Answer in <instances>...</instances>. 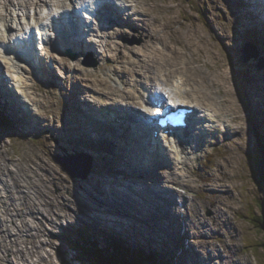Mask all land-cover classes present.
Returning <instances> with one entry per match:
<instances>
[{
  "label": "rangeland",
  "instance_id": "1",
  "mask_svg": "<svg viewBox=\"0 0 264 264\" xmlns=\"http://www.w3.org/2000/svg\"><path fill=\"white\" fill-rule=\"evenodd\" d=\"M0 1L8 2V0ZM24 1L27 2V8L21 6ZM32 1L34 0H13L15 6H9L8 4L6 5L10 8V15L5 20V23H8L9 27L11 26L15 28L14 31L16 33H19L22 26H24L22 25L21 21H26L28 16H32L35 13V15L39 18H47V20H50L53 15L61 13L69 4L67 0L65 1V6L58 5L57 0H36L40 1V5L34 7L29 4V2ZM140 1L144 2V0ZM148 1L154 16H158L154 19V21L158 22L162 29L167 28L173 20L175 21V29L171 30V37L179 46L178 49L180 50V61L181 59L183 60L184 55L186 56L188 54L185 61H189L191 67L193 66L195 68L196 65L198 73L201 74L200 71L202 70L203 73L207 74L203 76H208L210 74L209 71L211 70H207L205 66L201 69L199 65L200 59L193 58L192 60V56L189 54L202 52L205 55H210L212 54V48L217 56V59H219L220 56L218 55V52H222L217 44L210 45V42H214V38L211 36L209 28L203 23L201 18L202 16H197L195 10L191 7L195 6L197 9L200 8V5L202 4L204 6L202 9L204 15H207L217 24L218 32L223 38L222 34L230 33L232 23L237 17V12H232L230 6L227 3L228 0H162L163 3H165L163 4L165 7H163V5L161 6V4L156 0ZM44 5H46L45 8ZM205 7H207V9H205ZM40 8L42 9V15L39 11ZM163 10L170 11V14H162ZM130 16L133 17L136 16V14L132 12ZM133 20L144 22L142 15H137V17H134ZM125 26L126 25L124 24H104L102 27H96L94 24L91 25L93 28L88 34L87 41L93 45L95 57L89 54H79L78 58L71 60L62 50L59 54H55L58 58L54 60L53 57H50V55L46 53L49 49L46 48L45 53L40 54V56L47 65L53 68L54 76H48L43 73L40 80L38 76L36 77L33 74L29 67H24L22 69L23 73H25V82L28 84H37V88H34V92H32V95L29 94V96L33 98V105L39 106V110L36 112L29 110L25 115H21V120H34L38 114L47 117V114L50 113L51 109L52 113L56 115V118L55 120L51 118L49 121H47L46 118H43V121L47 123V126H43L41 124L42 131L39 130L40 128L31 129V127L35 126L36 123L32 124V122H28V124L23 125L19 123L17 124V121H15L14 127L16 131H8L5 134L12 148L10 155L16 159L17 166L21 169V171L18 170L17 166L10 165L9 169L12 174L2 175L3 180L0 178L4 187L10 186L8 183L12 182V178L20 181L21 184H25L24 178L28 177H31L37 185L33 187L30 186L28 181L32 179H25L27 187L32 188L29 189L30 191L28 198L18 196L17 193H14L13 198L6 199L7 202L4 204L0 203V224L4 223V227L0 228V264H61V260L58 258L60 257L59 254H64L66 256H71V254H74V250L68 244H65L64 246L62 245L65 243L66 239L70 237L68 234L64 233V229L67 231L70 230L69 232L72 234L74 229L83 226L85 223H93L96 226L102 228L114 229L115 231L121 233L122 237L131 245L141 243L139 248L147 249L148 247H153L154 249L158 250L160 254H164L168 251L169 258H172L173 253L171 254L170 249L173 247L177 248V245L182 244V240L179 239V232H184L181 222H185L184 224H189L195 217L196 226L199 228V230L195 226V223H192V229H189L191 234L189 235L190 241L186 243L184 240V243L182 244L183 252L179 253L180 255L183 254L184 258L188 260L189 264H238L236 263L238 259H240L242 262L244 259H248V262H251V264H264V235L260 234L257 228L252 226L251 223L249 224V221L252 219L248 218L246 220V218L242 216L245 213V210H249L250 205L255 206L254 210L260 211L256 202L257 197L259 198L260 194L258 193L256 185L251 177L250 167L248 165L245 153L244 167L248 172L249 180L246 182L243 179L242 181L245 184L243 187H240V189L237 186L240 185L241 182H239L237 179L232 180L236 182V186L232 187L233 190H231V188L227 190L226 186H222L227 183L230 185V181L228 180H230L232 176L236 177L238 174L241 175L240 150L236 155V165L238 166L237 170L231 175H221L223 180L219 183L214 181L207 183L202 178H196L198 182H196L192 187H176V185H174L175 190L173 189V192L175 194H171L163 190L169 189L167 186L169 184L165 182V180H156L154 186L159 189L160 194H163V196H166L167 198L165 200H159V202L162 201V205L160 207H157L154 204L153 208L157 210V213L148 214L147 219L142 216L135 217L133 213L131 214V217L113 216L106 211L98 210L101 208L99 206H95V209L98 211L88 210L85 212V214L90 215L94 212H101L107 216V219L112 220L108 221L106 224H98L97 222H102V219L92 216L78 219L77 224H73V226L71 224L67 225V223L70 222V219L73 221L76 220V217L74 216L76 206H74V204L69 201H73L74 195H76V193H74V186L70 177L60 167L62 163L59 161L55 162L53 158L56 156L63 158L62 155L65 154L63 150L59 151V145L63 144V142L58 128H61V118L63 114L65 120L64 123L67 124L69 132L66 144L74 143V138L76 139L74 134L77 135L72 123V113L68 91L71 88L76 87V84L82 88L80 94L78 93L72 97V100L76 99L77 101H80L82 99L78 104L72 105L74 114L77 120L81 119V121H89V123L83 122L85 127L84 129H86L85 135H87V137H94V139L98 140V137H96L95 134L99 136L100 129L99 131H95L93 124V111L96 108L92 107L91 104L84 103L83 99L89 103L97 105L94 102L95 97L99 96L100 94L105 96L102 93H105L109 96V90L106 89L102 84H115V82H118L119 85L124 86L127 91L131 90L133 94L141 95V93L144 91L142 85L133 84V82L130 80L132 79L130 77V73H128L127 70L134 67L136 70L135 75L142 76L143 72L141 69H145L144 73L146 76L153 78L155 77L154 74L157 72L159 63H161L160 56L165 55L163 53H158L160 54V56L158 55L159 59L156 55H148L149 50L148 48L146 49L144 47L145 43L144 39L141 37V34L135 31H130V29L126 28ZM125 28L129 31L124 30ZM0 34H2L1 30ZM230 36L233 37L234 33L231 32ZM208 40H210V42ZM167 42H169L168 39L165 41L152 39L149 41V45H153L157 50L165 51L168 48L165 47L160 49L158 48V43L164 45ZM56 44L57 41L54 42V45ZM168 44L171 45L170 43ZM208 45H210L211 48ZM172 48L174 49V47ZM191 48L194 50V52ZM151 52L155 51H150V53ZM213 60L215 59L213 58ZM171 63L172 60L169 62V66ZM192 63H195V65ZM162 64H164L163 61ZM173 66L175 67V64ZM190 66L188 68V66L180 62L178 65L176 64V68L179 71L181 69L187 75H191L192 70L190 69ZM215 72L218 73L219 78L221 79V88L223 90L225 87V82L228 85V74L226 69L220 64L219 67L214 69L212 74ZM222 78H225L226 80H223ZM167 87L170 88L169 85ZM215 91L219 95H222L219 89H215ZM253 92L255 94L260 93L257 91V89H253ZM207 93H209L208 90ZM109 102L110 101L106 98V101L103 102L102 106L108 109L112 106ZM119 104L121 106H125L123 102H120ZM33 105H30L32 110L34 109ZM98 113L102 116V118L104 117L103 111H99ZM36 121L38 122L39 120L36 119ZM103 128L105 131L106 128L104 126ZM262 128L264 130L263 123ZM54 139H56V142ZM106 139L110 138L107 136ZM80 141L83 143L87 142L81 137L79 142ZM100 142H94V144L87 142L88 144L83 145L95 152V146H97ZM107 143L114 148L111 142ZM239 146L242 147L241 143H239ZM144 159L145 157H142V160ZM217 165L218 169L213 173L220 175V173L223 171V168L220 167L222 164L217 162ZM9 169L5 162H1L0 174H5L7 170L9 172ZM154 174L156 173H154L152 170L151 174H140L136 176L135 184L133 186L136 187L139 184L147 185L151 188L152 194L157 196L153 191L154 187L150 185L154 182L151 177ZM124 182L125 180H122V184ZM102 183L104 182H96L95 187H92L88 183L86 184L87 188L90 189L92 194L98 197V199L104 198L103 192L101 190ZM44 184L47 186V197L53 198V205L62 207L61 212L63 213V216H65V218H62L56 222L55 216L51 215L58 224L56 227H60L59 225H62L58 231L63 232H60L61 235L58 239H53L48 236L50 237V240H53L52 242L48 241L43 232H41L43 235L39 237L43 242H38V236L33 235L32 233V238L27 237V231L22 230V234H20L21 228H24V223L34 224L37 220L36 216H33L28 212L26 204L33 197L34 190L36 194L42 198L41 191L44 189ZM64 185H67L65 194L62 193V186ZM211 189H215L220 192L218 194L212 193V196H214L216 200L215 203H212L207 198L209 192H214V190ZM23 190L25 193L28 191L27 189ZM226 190L227 192H223ZM202 192H205V194ZM81 195L86 202L92 200V196H90V198L87 197L85 190H83ZM38 201L40 206H43V204L45 206L48 205L47 201ZM154 201L156 203L158 200ZM117 202V206L119 204L123 206L122 203L119 201ZM182 203H184L185 208L181 206ZM68 204L71 206H68ZM12 205L15 206L17 212L12 210ZM261 205H264V201H261ZM8 210L11 215L6 214ZM208 210H210L211 213L208 212ZM58 211L59 210L56 209V212ZM168 211L169 213H167ZM239 211H241L242 215L237 214ZM252 211L253 210L251 208V212ZM171 214L176 216H171ZM160 215H166V217L164 219H161L160 217L159 219ZM177 216H179L180 219ZM201 217L207 218L210 222H212L213 225H211L210 230H207L205 233H199L202 231L200 222L203 223V220ZM199 218H201V220H199ZM93 219L99 220L94 221ZM37 221L39 222L40 219ZM42 221V229H44V232L53 233L49 229V222L46 219H42ZM128 228L131 231L130 234L126 231ZM197 230L199 232H197ZM187 236L188 235L184 233V237ZM150 237L151 239H148ZM155 237L156 240L161 243L163 247L162 249L157 245V241L154 239ZM26 240H28V242H25ZM32 240L37 241L35 246L38 245L37 247L39 250H36L37 247H33L34 243L32 244L30 242ZM2 241L7 243V250L1 246ZM11 246L13 249H15L16 246L21 250L23 249L25 253L24 256L12 253L10 251ZM188 247H191L194 250H188ZM39 251L40 254H38ZM220 255L229 256L218 259L217 257ZM41 257L44 259L41 260ZM194 257H197L198 261L192 259Z\"/></svg>",
  "mask_w": 264,
  "mask_h": 264
},
{
  "label": "bare ground",
  "instance_id": "2",
  "mask_svg": "<svg viewBox=\"0 0 264 264\" xmlns=\"http://www.w3.org/2000/svg\"><path fill=\"white\" fill-rule=\"evenodd\" d=\"M103 1L105 2L106 0H103ZM129 1L130 0H122V2L125 4V6H129V4H130ZM255 1H256L255 2V5L257 6L258 5V2H257V0H255ZM147 2L149 3L148 0H147ZM39 4H40V1H36V0L30 2V5H33V6H38ZM132 7H133V9H135L138 6H137V4H135ZM163 7H165V6L163 5ZM126 8L127 7H125V8L119 7L116 4H110L108 6L109 11L111 12V14L113 15V17L115 19H120V21L122 23L130 24L131 21H129V19H131V17L130 16L123 15L124 10ZM145 9H146L145 7L142 8V10H145ZM137 11H139V10H135V12H137ZM144 13L151 18V20H149V23L148 24H150L151 21H154V19L156 17H158V16H154V14L152 12L151 13L144 12ZM124 19H126V20H124ZM139 22H140V24H142V27L138 26L137 25L138 23H135V22H133V26L136 29L139 30V32L142 34V36H144V37H151L152 30H151V28L149 26L146 25L145 19H144V22H142V21H139ZM65 30L66 29H63V31L73 40V42H72L71 39H69L70 42L72 43V45L78 46L81 49H83L84 51H88V52H92L94 50V49H92V47L90 46V44H88V43L86 44V43H84V41L83 42L78 41L77 39H75V37H73V35H71V33H67V31H65ZM30 42H31V40H30ZM153 51H156V50H153ZM192 51L194 52L193 49H192ZM158 55L160 56V54H158ZM30 59L31 60H34L36 62V64L42 69V71L46 75H48V76L53 75L54 76V70H53V68H51L43 60H41V56L38 53L34 52L33 49H32V57L30 55ZM160 59H161L160 70H162V68H164V67H166V70H169L170 69L169 68V62L172 60V58L169 55L165 54V55L160 56ZM162 61H163L164 64H162ZM180 63H185V61L181 59ZM192 64L195 65V63H192ZM190 69H192V72H191V77L189 79V84H190L189 88H186L185 87V82L184 81L183 82H180L178 84L177 91L174 92L173 95H175L176 97H178L181 101H184V96L182 94L189 93V94H192L193 95V98H192V101L191 102L194 103L196 105V107H198V110H196L197 111L196 118H198L197 125H196V129H199L200 130V133L195 137L196 146H201L202 145V141L204 140V138H208V137H211V136H215L217 138L219 133L229 134V135L233 134L234 135L233 137L230 136V138H229L230 141L234 145L232 147H230L228 149L227 154L226 155H223L222 156V159L218 161V162H220L222 164V165H220V167L223 168L222 173H220V175H216L215 173H213V181L219 183L220 181L223 180L222 177H221V175H223V174L231 175L238 168V166L236 165V162H237L236 161L237 160L236 159V155L239 152V150H240L241 147L239 146V143L240 142L237 141L235 139V137H237L238 135L241 136V132H242V129H243L242 116L240 114L241 113V110H239L240 107H239L236 99L233 96V91H232V88H231V85H230V82H229V76H228V85L225 82V87H226L227 90L225 89V87L222 90V88H221V83L222 82H221V79L219 78V75H218L217 72H215L214 74L211 73L208 76H203L200 73H198V69H197V66L196 65H195V68L192 66ZM262 71L263 72L262 73H259L257 75V77H258L259 80L264 81V70H262ZM226 72L228 73V70L227 69H226ZM177 73H178V70H177L176 64H175L174 70H170L169 73L167 74V77H171V78L178 77ZM161 74H162V72H160V75ZM131 75H133V73ZM173 76H175V77H173ZM179 77L181 78V80H183V76H181L179 74ZM17 79H18V77H15V80L14 81H17ZM258 79L256 77H252L251 87H252V90L253 89H257V91L260 92L259 94H261L264 97V87L262 86V84L260 83V81ZM139 80H144L145 83H146L145 86L148 85V88L149 87H152V88L156 89L158 92H162L163 89H164L163 86H165L164 84H167L166 81L161 80L160 77H158V76L154 77V80L155 81L151 80L149 77L136 76V78H134V81H136L138 83L141 82ZM168 80H170V82L172 84V79H168ZM103 85H104V87L106 89L109 90V93L111 94L110 100H112V104H114V105H118L117 103L119 102V100H124V99H127L128 97L129 98H132V99H135V97L133 95L131 96V94L129 92H126V91L120 89L119 88V84H116V87H112L109 84H103ZM229 85H230V87H229ZM215 89H219L220 90V93H222V95H219L215 91ZM51 90H53V89H51ZM81 90H82V88L80 86L76 85V87L71 88L68 91L70 108H71V113H72V123H73L74 130L76 131V133H77V135L79 137L85 139L90 144H94V142L97 143L99 141H105L103 139H98L97 140V139H94V137H87V135H85L86 129H84L85 127H84L83 122L84 123H89V121H87V120L81 121V119H78L77 120L76 117H75L74 109H73V106L72 105L78 104L82 99L80 101H77L76 99L72 100V97L75 96L78 93L80 94L81 93ZM207 90L211 94L207 93ZM170 93H172V90H170ZM170 93L167 92V94H168L167 96H169ZM10 98L13 99V97H11V96H10ZM17 99H19V98H17ZM169 99H171V101H172V98H169ZM49 101H50V99H49ZM83 102L86 103V104H91L92 107L96 108L93 111V118H94L93 119V124H94V130L95 131H99V129L102 128V126H103V118H102V116L98 112L99 111H106V110H109V111H106V112H108L110 118H112L113 121H114L113 130L115 129L116 124H117L116 123L117 121H115V115L118 114L119 112L124 113V114H130L132 116V118L136 121V123L138 125H140L139 121L136 119L138 117L139 113L137 111L131 109V106L129 105V103L127 104V107H125V108H122L121 107L120 109L115 110L112 107H109L107 109V108H104L102 105L101 106H97V105H100V103H98L97 105H95V104H92V103L87 102L84 99H83ZM130 103H131V101H130ZM132 103L135 104L136 101L133 100ZM133 106H135V105H133ZM16 109H20V107L17 104L11 109V114H13V112ZM46 111H47V109H46ZM46 111H44V112H46ZM55 117L56 116L54 114H52V118H55ZM46 118H49V117H46ZM32 121H34L36 124H35V126L31 127V129H35V128L39 129L40 128L38 126L39 125V122L42 123V121H38L37 122L36 119H34V120H32V119L21 120V121L17 122V124L19 123V124L25 125V124H28V122L31 123ZM121 122H122V127L124 128L125 127V123L123 121H121ZM76 124L78 125V127L80 129L77 127ZM222 124H224V129H221V125ZM154 130L157 131L156 127L154 128ZM174 130H177V129H174ZM134 131H135V129L134 128H131V131H130L131 134H133ZM114 133H115V136H113L112 138H110V140H112L111 143L114 144L115 149L117 151H120V153L118 155H120L121 157H124L123 154L121 153V149H122L121 142H123V141H125L127 139V135H126L125 132L122 134L121 129H116L114 131ZM95 136L99 138L98 135L95 134ZM142 136H143V139L145 140L143 146L149 145L150 142H149V139H147V136L145 134H142ZM134 139L135 138L133 137V139L131 138L130 141H127L126 142V146H125V150H124L125 153L131 152V150H129V149H132L131 148L132 147V144H134V142H135ZM95 140H97V141H95ZM106 144H107V141H106ZM108 148H110V151H111L112 155L115 154L114 153V150L115 149L113 147H108ZM174 152H176V151H174ZM142 157H144L142 154L139 155V154H137L132 149V154L129 157V159L126 160V161H129V163L131 165L137 166V167L145 166L147 164L150 165V162H148L147 158H145L144 160H142ZM0 164H1V162H0ZM166 166H167V169L174 167V165H166ZM176 182L178 184H180L179 181H176ZM28 184L30 186H32V187L33 186H36L34 184L33 180L28 181ZM222 186H228V185L225 184V185H222ZM234 186H236V182L231 181V187H230V185L228 187L232 188ZM43 188L44 189H42V191H41L42 192L41 193L42 194V198L40 196L36 195L35 199L30 202V206H31V209L36 214H38V215H41L42 214V217L43 218H47L49 216L48 218H50L49 220H50L51 224H55L54 223L55 220H54V218L52 216H55L56 222L59 221V220H61L62 218H65V216H63V213L61 212L62 207L57 206V205H53V201H54L53 198H47V189H46L47 186L45 184H44ZM105 190L110 191L111 194H112V196L114 198H116L118 201L120 200L119 197L131 196V192L130 191H126L125 189L118 188V187H111V188H107ZM153 191H155V190H153ZM63 194H65V193H63ZM161 198H162L161 196L157 197L155 195H148V197H147V199L145 201H141L142 202L141 204H135V207H130V208L126 207V209H128L129 211L135 213L136 216H142V214L143 215H148L150 213H157V210L153 208V206L155 204V201L154 200H158L159 201V200H162L163 199V198L162 199ZM38 200H40L41 202H46L47 201L48 202V205L45 206L43 204V206H40ZM163 200H165V199H163ZM69 201L71 203H73L74 206H76V211H75V215L74 216L76 217L75 224H77V220L80 219L83 216V214L86 212L85 209H83L84 204L82 202V199L79 198L78 196L74 197L73 198V201H71V200H69ZM68 206H71V205L68 204ZM155 206L160 207L161 206L160 202H158ZM56 209L59 210V211L56 212ZM43 212L47 214V217L43 216ZM93 216H96L99 219H102L101 220L102 222H105V219L103 218L104 217V214L103 215H101V214H94ZM199 220H201V218H199ZM68 225H69V223H68ZM200 225H201V228L203 230V227H204L203 226V223L200 222ZM59 226L61 227L62 225H59ZM3 227H4V223L3 224H0V228H3ZM87 228H89L90 230H94L95 229V227L92 226V225H88ZM197 229L199 230L198 227H197ZM41 232H37L36 233V236H38V238L41 235H43V234H41ZM64 233L68 234V231L64 229ZM31 235H32L31 232L27 233V237H31ZM25 242H28V240H26ZM30 242L32 244L34 243V246H35V244H36L37 241L32 240ZM38 242H43V241L41 240V238H39V241ZM1 246L3 248H5L6 250L8 249L7 243L5 241H3L1 243ZM100 247L102 248V247H105V246L104 245H100ZM36 249H38V248H36ZM10 251L12 253H15V254L18 253L21 256H24V251L21 250V249H19L17 246H16V249H13V247L11 246ZM192 259H194L195 261H198V258L197 257H194ZM239 264H241V262H239Z\"/></svg>",
  "mask_w": 264,
  "mask_h": 264
},
{
  "label": "trees",
  "instance_id": "3",
  "mask_svg": "<svg viewBox=\"0 0 264 264\" xmlns=\"http://www.w3.org/2000/svg\"><path fill=\"white\" fill-rule=\"evenodd\" d=\"M260 173L264 176V169L261 167V169L259 170ZM260 221H262L264 223V217L263 219ZM96 251L97 256L103 257V258H108V260H113L114 262H104V261H99L101 264H117V259L122 256L124 254V251H122L120 248L115 247V250L113 251L114 253L111 252V250L106 249V247H95L94 248ZM109 254V255H108ZM128 257V256H127ZM135 260H137L138 262H140L141 264H157L154 261H151L144 257L143 255H139V258H135ZM163 264H169V262H164Z\"/></svg>",
  "mask_w": 264,
  "mask_h": 264
},
{
  "label": "water",
  "instance_id": "4",
  "mask_svg": "<svg viewBox=\"0 0 264 264\" xmlns=\"http://www.w3.org/2000/svg\"><path fill=\"white\" fill-rule=\"evenodd\" d=\"M255 179V177H253V180ZM257 179H255V181H256ZM259 205V204H258ZM261 205V204H260ZM260 205L258 206V207H260ZM260 214V218H261V220L263 219V217H264V213H263V210H262V212L261 213H259ZM246 219H248L247 217H246ZM251 223V225L252 226H254V227H256L257 228V230H258V232L260 233V234H263L264 235V223L262 222V221H260V220H250L249 221V224ZM264 244V243H263ZM73 264H79V263H73ZM82 264H87L86 262H83Z\"/></svg>",
  "mask_w": 264,
  "mask_h": 264
}]
</instances>
